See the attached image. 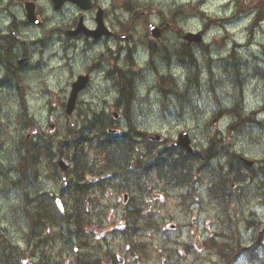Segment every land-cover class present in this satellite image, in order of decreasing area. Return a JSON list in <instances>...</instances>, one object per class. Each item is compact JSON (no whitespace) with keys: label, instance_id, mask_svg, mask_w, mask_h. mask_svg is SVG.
Instances as JSON below:
<instances>
[{"label":"rangeland","instance_id":"374dc122","mask_svg":"<svg viewBox=\"0 0 264 264\" xmlns=\"http://www.w3.org/2000/svg\"><path fill=\"white\" fill-rule=\"evenodd\" d=\"M17 1L0 0V8L23 20L24 2L33 1L41 25H30L22 33L36 40L28 52L7 51L11 40L0 41V170L10 168V162L18 165L19 153L31 150L29 146H47L51 158L40 163L47 168L27 192V202L23 201L24 187L12 193L10 187H3L17 173L0 174V264L3 252L5 264H23V260L25 264H79L83 254L84 261L99 258L101 264L116 255L123 261L115 259V264H162L163 258L168 264H223L215 243L234 246L232 264H264V0H92L88 11L71 3L54 10L50 0ZM97 6L104 10V22L116 37L95 41L82 34L69 35L80 17L84 26L94 28ZM2 12L0 23H9L12 18ZM212 18L219 20V28ZM147 23L165 27V32L155 39ZM203 29L202 43L192 46V59H180L174 52L184 48L182 35ZM75 43L72 58L68 46ZM15 54L18 57L12 58ZM65 54L71 55L70 61ZM21 58L25 60L18 65ZM65 64L71 69L61 68ZM43 66L49 68L44 71ZM87 73L88 87L78 95L74 113L68 117L64 105L71 84ZM120 77L134 92L133 106L116 103ZM21 79L23 87L17 83ZM94 113L102 117L91 130L84 120ZM233 115L241 121L227 131L236 124ZM49 116L55 122L52 131L47 128ZM129 123L148 135L160 134L161 142L151 141L150 146L170 149L166 154H178L169 142L179 132H188L194 159L190 181L176 185L154 173L125 181L115 176L108 184L95 180V194L83 197L91 203L78 207L82 211L91 208L93 214L88 217L92 223L87 224V218L82 223L81 240H75L83 243L81 249L65 241L69 234L66 225L59 230L60 220L38 225L32 232L26 229L18 212L24 215L22 209L31 212L41 207L39 201L53 202L52 196L61 192V174L53 163L68 130L79 132L84 126L97 135L105 126L103 134L110 127L123 134ZM30 126L39 132L27 140ZM211 137L220 141L219 150L215 159L203 162L198 155L208 148ZM145 145L142 141L135 157L145 152ZM84 151L86 160L95 158L93 150ZM68 156L61 157L72 168ZM239 157L253 160L254 166L245 167ZM218 181L227 198L211 195ZM124 194H128L127 202H123ZM78 199L82 201L81 194ZM71 202L65 196L68 213ZM134 208L143 210L140 217L127 214ZM132 219L142 227L126 228V220Z\"/></svg>","mask_w":264,"mask_h":264},{"label":"bare ground","instance_id":"6f19581e","mask_svg":"<svg viewBox=\"0 0 264 264\" xmlns=\"http://www.w3.org/2000/svg\"><path fill=\"white\" fill-rule=\"evenodd\" d=\"M1 10L3 11L2 13H5V15H6L7 18H10L12 16L11 15V12H5L6 9L0 8V11ZM216 19L217 18H212L213 21H216L215 23H216V25L219 28V25H218L219 24V20L218 19L216 20ZM22 28H23L22 31H29V29H31V28H26L25 29V27H22ZM162 30H163V33H164L165 32V27H164V29L162 28ZM35 42H36V40H23L22 41V45H24V47H26V49H29V48L35 47ZM68 49H69L68 50L69 53L70 54L72 53V55H74L72 58H75V53L76 52H74V51H76V43L75 44H69ZM4 50H5V48H4ZM174 53H176L178 55L181 54L178 50H176ZM132 57H133V59H135L133 55H132ZM42 60H40V61L44 64V62H45L44 57L42 58ZM61 68H64V69L70 68L71 69V66H69L68 64H65ZM119 69H122V68L120 67ZM108 81H110V80H108ZM6 88L12 90V88H11L10 85H7ZM4 89H5V87H4ZM23 90L26 92L25 87L23 88ZM18 93L19 92H16V96H18ZM19 101H20V99H19ZM21 103L23 105H25L24 98H23L22 95H21ZM10 104H12V103H10ZM64 107H65V105H64ZM22 150L24 151V148H22ZM50 157H51V155L46 150L42 149L39 152H36V153H33V154L27 156V158L25 160L23 159L20 162V167L19 168H17V169L4 168L3 171H5L6 173H8V172L14 173V171L15 172L19 171L20 172V175H18V177L16 176L14 178V186L16 188L24 187V188H26V191L28 192L29 189L33 188V186H35V184H37L36 182L40 178V174L39 173L42 170V166L40 165V163L43 162L44 160H46L47 158H50ZM221 169H220V171H221ZM83 188H85L84 185H83ZM46 211H47V206H45V208L38 206V207H36L35 210L32 209L31 210V213L35 214V215H33L34 217L45 220V218H47V212ZM36 215H38V216H36ZM133 224L134 225H131L130 226L131 228H133V227H135V228L142 227L138 223L137 224L133 223ZM1 257L4 258V252H3V255ZM2 264H5V262H3Z\"/></svg>","mask_w":264,"mask_h":264},{"label":"water","instance_id":"95a60500","mask_svg":"<svg viewBox=\"0 0 264 264\" xmlns=\"http://www.w3.org/2000/svg\"><path fill=\"white\" fill-rule=\"evenodd\" d=\"M51 1L53 2L54 7L56 9L59 8L65 1H70L74 4H76L78 7H80L83 10L91 8V1L90 0H51ZM26 9H27L28 20L34 21L33 9L29 6H27ZM102 15H103V13L99 9L97 12V16H96V23H97L96 30H94V31L87 30L86 28L83 27L81 20H80L79 24L77 26V29L71 33L73 35H77V34L83 32L84 34L93 36L95 38L99 37L100 35H102L106 32V29H105L103 22H102ZM149 29L155 37H157L160 34V30L153 25H149ZM184 38L188 41L199 42L200 38H201V33H199L197 35L187 34ZM86 82H87V77H83V78L79 79V82H77L76 84L73 85V91L71 93V97H70L69 102L67 104V113L68 114L71 113V111L74 107L76 94L85 86ZM50 127H52V124H50ZM36 131H37L36 128H31L29 133H35ZM155 138H157V137H155ZM187 139H188L187 135L185 133H182L179 135V140H178L177 144L188 148V140ZM58 164L62 170L66 169V165L64 164V162L61 159L58 160ZM246 164L248 166H251L252 162H246ZM163 264H167V261L165 259L163 260Z\"/></svg>","mask_w":264,"mask_h":264},{"label":"flooded vegetation","instance_id":"af4514ba","mask_svg":"<svg viewBox=\"0 0 264 264\" xmlns=\"http://www.w3.org/2000/svg\"><path fill=\"white\" fill-rule=\"evenodd\" d=\"M24 24H25V22H24ZM148 24V23H147ZM161 29H162V27H160ZM162 32H163V30H162ZM3 35H5V36H7V37H9V39L11 40V42L7 45V47H6V50L7 51H10V49L13 51H17V44H16V37L15 36H13V35H11V36H9L8 35V33L7 32H5V33H3ZM111 37H116V34L115 33H112V35L109 37V38H111ZM2 39H0V41H1ZM9 49V50H8ZM18 53H21L19 50H18ZM12 56V58H15V57H18V55L17 54H15V55H11ZM2 64L3 63H0V67H2ZM16 71H17V69H16ZM88 75H89V77H90V73H88ZM17 83H20V80L19 81H17ZM101 117H102V114H99V118L101 119ZM119 133V132H118ZM136 142L137 143H139L140 141L139 140H136ZM77 169H78V171H79V177L80 178H82V175H83V171H82V168L81 167H77ZM68 172H71V171H68ZM251 240H253V239H251ZM252 242V241H251ZM82 247H80V249H81ZM82 260H84V254L82 255V258H81ZM80 259V260H81ZM79 260V263L81 264V261ZM108 260L110 261L111 260V263L110 264H112L113 263V261H112V259L111 258H107V264H109L108 263Z\"/></svg>","mask_w":264,"mask_h":264},{"label":"trees","instance_id":"16d2710c","mask_svg":"<svg viewBox=\"0 0 264 264\" xmlns=\"http://www.w3.org/2000/svg\"><path fill=\"white\" fill-rule=\"evenodd\" d=\"M263 0H260L259 2H262ZM259 6H260V4H259ZM260 13L257 15V18H259L260 17ZM104 150V149H103ZM116 151H118V149H116ZM74 152H75V150H74ZM76 153V152H75ZM75 153H73V155L75 156ZM27 156H28V154L27 153H25V156L24 157H22L21 159H26L27 158ZM90 264H97V262H93V263H90Z\"/></svg>","mask_w":264,"mask_h":264}]
</instances>
